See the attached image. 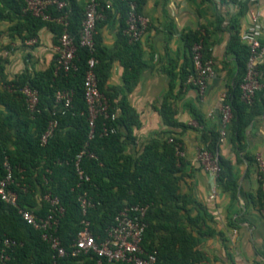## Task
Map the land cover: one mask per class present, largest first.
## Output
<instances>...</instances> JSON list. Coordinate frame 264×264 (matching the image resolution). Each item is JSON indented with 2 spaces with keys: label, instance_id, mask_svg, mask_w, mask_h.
<instances>
[{
  "label": "trees",
  "instance_id": "1",
  "mask_svg": "<svg viewBox=\"0 0 264 264\" xmlns=\"http://www.w3.org/2000/svg\"><path fill=\"white\" fill-rule=\"evenodd\" d=\"M64 2L58 10L54 5L48 11L53 18L66 13L67 30L76 43L75 63L77 70L63 71L58 69L55 55L45 71L31 73L29 70L7 78L5 65L7 59L0 56V179L4 175L3 160H9L14 181L10 187L16 191L20 208L33 211L37 216H45L50 205L43 198L45 193L57 197L64 207L55 228V234L66 248L67 254L61 257L59 264H98L93 253L70 254V244L88 220L90 230L95 236L103 237L105 228L113 221L115 214L128 203L147 204L145 214L146 227L142 238V247L156 251V259L152 264H196L203 259L199 248L202 237L214 236L215 231L206 224L207 212L204 206L194 201L195 216L188 215L186 200L177 191L174 175L175 148L178 142H169L166 138L162 144L152 141L145 145L142 152L133 156L124 152L126 139L131 125L138 124L137 117L124 100L115 101L114 94L104 84L113 56L105 58L107 48L101 44L97 26L94 34L97 59L94 71L98 80V88L109 101V110L116 112L114 120H105L109 126L116 127L115 133L100 135L104 121L98 116L95 121L94 134L88 138V113L84 100L83 78L86 69L87 50L78 44V32L84 16L86 1L58 0ZM136 11L141 13L145 0H131ZM120 8L122 30L129 12L128 0H115ZM25 0H0V22L8 21L6 32L9 37L18 35L22 40L35 38L42 26L53 32V42L58 43L63 26L53 19L44 20L25 10ZM110 9L102 10L104 17ZM123 43L118 56L124 65L123 81L128 89L137 82L142 69L141 48L138 42H128V38L120 32ZM204 34L200 31L187 32L183 35L190 50L194 41L202 40L204 57L210 56ZM229 47L236 53L238 61V77L233 87L225 94L224 103L231 108L229 125L236 141L243 138L244 129L257 115L260 108L256 99L257 91L250 104L240 99V83L246 71L248 47L241 42L238 34L231 37ZM123 56H122V55ZM260 82L264 90V59L258 64ZM189 69H183L182 80L185 82ZM29 85L38 92L37 110L27 109L20 88ZM57 90H68L72 93L70 106L65 107L63 101H56ZM264 97V95H262ZM169 111V107L164 104ZM57 120L51 134L42 143L40 138L48 122ZM200 121L199 116L196 117ZM169 123V122H168ZM173 124V123H169ZM125 132V133H124ZM206 149L217 154L219 172L216 186L235 189L230 163L218 154L219 131H210L202 135ZM162 145L163 152L158 148ZM85 149L78 162L83 171L80 178L75 169L76 155ZM90 154H93L91 156ZM86 192L90 204L86 212H82L79 195ZM5 237L16 241L7 249V259L0 258V264H49L53 250L50 244L41 237L40 230L33 228L21 217L16 207L0 199V252ZM115 264H126L117 262Z\"/></svg>",
  "mask_w": 264,
  "mask_h": 264
},
{
  "label": "crops",
  "instance_id": "2",
  "mask_svg": "<svg viewBox=\"0 0 264 264\" xmlns=\"http://www.w3.org/2000/svg\"><path fill=\"white\" fill-rule=\"evenodd\" d=\"M107 9L97 26L101 44L107 48L105 58L113 56L104 86L115 101L124 100L138 120L130 127L124 152L137 156L152 141L162 144L166 138L176 139L183 151L181 156L175 152L177 191L193 200L186 204V213L195 216L199 208L194 201L198 202L206 209V224L215 231L214 236L201 238L203 259L196 264H264V184L257 166L260 158L264 173V90L257 91L260 111L245 127L243 138L236 141L228 124L219 143L218 154L230 163L234 191L216 186V178L197 159L198 150L205 146L201 137L219 129L226 91L238 77L237 56L229 47L231 37L237 33L244 43L242 35L254 28L264 42V0H145L141 14L147 26L139 41L143 66L130 89L123 81L122 59L128 56H118L123 53L120 8L114 2ZM9 25L0 22V56L7 59V78L24 70L45 71L54 57L50 28L42 26L31 43L29 38L9 37ZM192 31L205 32L214 60L215 72L203 94L182 80L183 69L190 68L183 35ZM158 148L163 152L162 145ZM214 185L216 195L210 199Z\"/></svg>",
  "mask_w": 264,
  "mask_h": 264
},
{
  "label": "built area",
  "instance_id": "3",
  "mask_svg": "<svg viewBox=\"0 0 264 264\" xmlns=\"http://www.w3.org/2000/svg\"><path fill=\"white\" fill-rule=\"evenodd\" d=\"M25 10L31 12L37 17L44 20L53 19L63 26L62 32L58 37V43L54 44L53 51L55 62L58 69L63 71L77 70L75 63L76 43L74 37L68 32L66 13L55 18L48 11L49 6L54 5L58 10L63 8L64 2L58 0H25ZM115 0H86L84 16L78 32V44L84 47L89 56L86 60V69L83 78L84 100L88 113L89 133L88 138H92L94 134L95 121L98 116H102L100 135L106 136L109 133H115L116 127L107 125L105 120H114L117 116L116 112L109 110L108 98L100 92L98 88V80L95 75L94 67L97 59L94 56L95 42L94 34L96 33V24L103 19L102 10L109 8ZM129 12L123 28V34L128 38L129 42H138L147 26V19L136 11L135 3L128 0ZM244 43L248 47V58L246 62V71L239 85L240 99L250 104L253 97L262 84L260 82V71L258 64L264 59V42L260 41L257 31L250 28V31L242 35ZM35 38H30L29 42H35ZM202 40L194 41L189 50L190 56V72L188 73L185 83L194 86L199 94H203L208 80L214 75V60L211 56L204 57L202 52ZM24 96L26 107L29 111L37 110L38 92L29 85L20 88ZM56 101H63L65 107L70 106L72 93L68 90H57L55 92ZM231 118V108L228 103H224L221 108L219 141L226 136L227 126ZM56 119L48 122V125L41 135V142H46L51 136L55 126ZM169 142H174L170 137ZM175 143V142H174ZM175 152L178 156L183 155L180 144H174ZM86 150H81L76 155L75 169L80 178L83 177V171L78 164L81 156ZM93 156V154H90ZM197 159L203 168L214 178L219 172V164L217 154H212L206 147L198 150ZM257 166L260 171V179L264 184V173L260 158H257ZM4 175L0 179V199L5 203L16 207L21 217L33 228L40 230L41 237L47 241L52 250L51 262L49 264H59L58 260L67 254L66 248L61 244L60 238L55 234V228L58 224L59 217L64 211V207L59 203L57 197H51L49 193H45L43 198L49 203V212L45 216H37L33 211L20 208L17 203V193L10 185L14 181L12 166L7 159L3 160ZM216 186L214 185L209 194V198L213 199L216 195ZM82 212H86L90 202L87 199L86 192L79 195ZM148 205L143 203H128L123 206L114 216L110 225L105 228L103 237L95 236L90 230L88 220H83L82 228L77 232L75 238L70 244V254L77 256L80 253H93L97 256L98 264H115L124 262L126 264H152L156 259V251H147L142 247L143 233L146 227L145 214ZM264 216V203L261 207ZM16 241L5 237L2 241L0 252L1 259H7V249L12 248Z\"/></svg>",
  "mask_w": 264,
  "mask_h": 264
}]
</instances>
